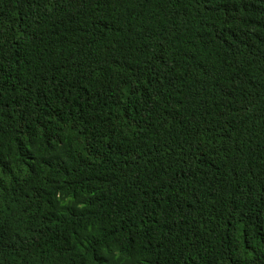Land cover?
Returning a JSON list of instances; mask_svg holds the SVG:
<instances>
[{
    "label": "trees",
    "instance_id": "obj_1",
    "mask_svg": "<svg viewBox=\"0 0 264 264\" xmlns=\"http://www.w3.org/2000/svg\"><path fill=\"white\" fill-rule=\"evenodd\" d=\"M0 264H264V0H0Z\"/></svg>",
    "mask_w": 264,
    "mask_h": 264
}]
</instances>
